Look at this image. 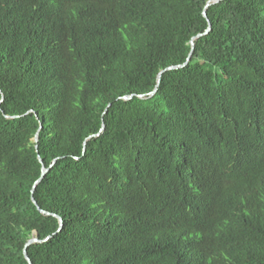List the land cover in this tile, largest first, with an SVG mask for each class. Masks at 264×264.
I'll list each match as a JSON object with an SVG mask.
<instances>
[{
    "label": "trees",
    "instance_id": "obj_1",
    "mask_svg": "<svg viewBox=\"0 0 264 264\" xmlns=\"http://www.w3.org/2000/svg\"><path fill=\"white\" fill-rule=\"evenodd\" d=\"M207 1L0 0V264H264V0L186 62Z\"/></svg>",
    "mask_w": 264,
    "mask_h": 264
},
{
    "label": "water",
    "instance_id": "obj_2",
    "mask_svg": "<svg viewBox=\"0 0 264 264\" xmlns=\"http://www.w3.org/2000/svg\"><path fill=\"white\" fill-rule=\"evenodd\" d=\"M219 1H220V0H209V1L206 2L205 7H204V10L202 11V15H203V17L206 19V21H207V28H206V30H205L203 33L197 34L196 36H194V37L191 38V40H190V48H191V50H190V53H189V55H188V57H187L186 62L190 60V57H191V54H192V51H193V47H194V41H195L196 39L200 38L201 36L207 34V33L209 32V30H210V24H209V22H208V20H207V16H206V8L209 7V6H211V5H213V4L218 3ZM186 62H185L184 64H182V65L169 66L168 68H165V69L161 70V71L158 73V75H157V78H156V86H155V88L153 89V91H151L150 93L145 94V95H137V98L145 99V98L151 97V96L155 93V91H156V88H157V85H158V83H159V80H160L161 74H162L163 72H165V71L176 70V69L182 68V67H184V66L186 65ZM130 98H132L131 95L120 97L121 100H129ZM105 112H106V109L104 110L103 114H104ZM102 129H103V125H102L101 130H102ZM101 130H100V132H101ZM97 135H98V134L88 136V137L84 140V142H83V146H85L86 142H87L89 139L94 138V137H96ZM36 141H37V135H35V138H34V142H36ZM38 160H39V163H40V165H41L40 176H39V178L34 182L32 188H31V191H30V200H31L32 204L34 205V207H36V209H37V211H38L39 213H41V214L44 215V216H53L54 218L57 219L56 221L58 222V225H59V228H58L57 231H60V229H61V227H62L61 218L58 217V216H56V215H54V214H50V213H48V212H45V211L41 210L39 207H37L36 202H35V200H34V198H33V192H34L36 186L41 182V180L44 178V176H45L46 173L48 172L49 168H50V167L53 165V163H54V160H53V161L51 162L50 166H49L48 168H45L44 165H43L42 160H41V159H38ZM47 239H48V237H46L44 240H39L37 237H33V236H32L31 238H29V239L25 242V244L23 245L22 255H23V258H24V260L26 261L27 264H31V261L29 260V258H28V256H27L26 248H27L28 246H30L31 244L45 242V241H47Z\"/></svg>",
    "mask_w": 264,
    "mask_h": 264
}]
</instances>
